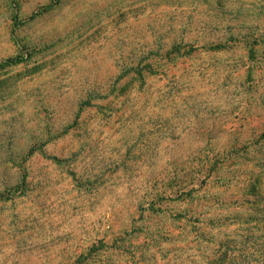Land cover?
Returning a JSON list of instances; mask_svg holds the SVG:
<instances>
[{
    "label": "rangeland",
    "instance_id": "374dc122",
    "mask_svg": "<svg viewBox=\"0 0 264 264\" xmlns=\"http://www.w3.org/2000/svg\"><path fill=\"white\" fill-rule=\"evenodd\" d=\"M0 264H264V0H0Z\"/></svg>",
    "mask_w": 264,
    "mask_h": 264
}]
</instances>
